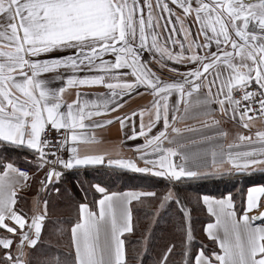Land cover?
Listing matches in <instances>:
<instances>
[{
  "label": "snow or ice",
  "instance_id": "obj_1",
  "mask_svg": "<svg viewBox=\"0 0 264 264\" xmlns=\"http://www.w3.org/2000/svg\"><path fill=\"white\" fill-rule=\"evenodd\" d=\"M187 17L194 18L196 38ZM153 62L186 68H170L175 76L165 80L150 67ZM46 73L56 75L45 78ZM53 81L61 83L51 87ZM82 87L107 91L82 99L89 95ZM141 87L153 96L151 109L113 119L123 127L139 114V132L132 120L129 138H144L135 146L143 166L107 152H82V144L100 142L88 129L113 122H93L92 117L116 111L125 95ZM69 89H76L75 99L66 103ZM256 117L264 120V0H0V149L30 150L37 171L47 168L42 186L60 179L57 166L105 165L117 173L150 174L177 191L184 181L264 171V130L251 132ZM189 118L196 120L194 126H178ZM229 121L248 134L230 133ZM53 131L55 142L47 135ZM62 151L69 153L66 159ZM32 178L16 162L0 160V264H127L122 237L133 231L132 202L155 197V192L109 193L95 184L103 194L98 211L78 205L69 261L37 247L47 201L43 211L34 204L31 216L16 207L18 189ZM262 197L264 186L249 187L238 217L231 192L220 198L203 195L202 203L215 217L205 231L220 251L208 256L201 249L194 264H264V211L249 214L261 206ZM173 200L188 222L183 255L189 264L191 209L171 187L160 197L159 209Z\"/></svg>",
  "mask_w": 264,
  "mask_h": 264
},
{
  "label": "trees",
  "instance_id": "obj_2",
  "mask_svg": "<svg viewBox=\"0 0 264 264\" xmlns=\"http://www.w3.org/2000/svg\"><path fill=\"white\" fill-rule=\"evenodd\" d=\"M0 160L14 161L17 165L30 166L31 157L22 151L0 149ZM34 170V169H33ZM211 179V180H210ZM264 185V180L262 181ZM245 180L226 178H207L196 181H184L177 187L172 186L162 178H151L143 175H129L128 173L112 170H89L82 173L63 174L55 185L58 193L52 201L53 207L63 208L64 217H46L45 230L42 235V250H50L62 259L71 261L74 248L71 243V227L79 220L78 205L87 203L92 208L101 195L95 190L94 185L100 184L109 193L125 190H139L142 192H155V197H141L140 201L133 202V231L124 236L127 264H162L166 250L174 246L167 255V264H184L186 257L183 255L185 229L187 221L184 219L179 206L175 201H168L163 209H159L160 197L171 187L181 201L191 209V229L193 240L189 248L187 259L189 264H194V257L203 249L210 256L217 251V245L208 240L205 235V226L213 221L212 216L202 203V196L222 197L229 191L235 201V207L241 214L245 207V194L253 183ZM69 184L71 187H63ZM246 185V186H245ZM62 189V191H61ZM69 209H71L69 211ZM159 209V211H157ZM68 210V211H66ZM150 239L149 243L145 238ZM32 249L28 251L31 252ZM2 255V253H0Z\"/></svg>",
  "mask_w": 264,
  "mask_h": 264
},
{
  "label": "crops",
  "instance_id": "obj_3",
  "mask_svg": "<svg viewBox=\"0 0 264 264\" xmlns=\"http://www.w3.org/2000/svg\"><path fill=\"white\" fill-rule=\"evenodd\" d=\"M141 2H143V0H141ZM170 7H173L177 13H180V10L175 8V5L170 4ZM145 12H146V10H145ZM185 23L187 26H189L191 28L193 38H196L195 34H196V30H197V25L194 22V18L193 17H187L185 19ZM160 38L162 41L165 39V37L163 35H161ZM198 39H200L202 41L203 37L202 36L198 37ZM148 56H149V54L147 52H145L144 53V59L147 60ZM106 58H109V57H106ZM150 67L153 69V71H156V73L162 79H165V80L172 79L175 76L174 73H171L169 71L170 68H179L181 71H184L186 68V66H184V65H179V64H175V63H171V62H168V67H166V68L159 67L155 62L151 63ZM61 71H63V70H61ZM124 71H127V70L125 69ZM43 75L45 78H51V77H54L56 75V73H46ZM129 79H131V77H129ZM60 83H61L60 81H53L50 86L51 87H58L60 85ZM80 91L82 93H88L89 94L86 96H82V99H93L95 97L91 94L97 93V92H106L107 90L105 88H102V87H92V88L82 87L80 89ZM75 94H76V89H69L68 91H66V93L64 95L65 102L70 103L73 99H75ZM172 99H173V101L176 99L175 95L172 97ZM152 101H153V96L150 94V92H148L146 89L141 87V88L137 89L136 91L132 92L130 95H125L122 98L123 106L118 108L116 111L107 113L106 115L92 117L93 122H103L104 120H109V119L113 120V122L111 124L102 125L101 127H98V128L88 129L87 132L89 134L94 133L96 139L100 142L96 143V144H89V145L82 144L81 145V151L82 152H96V153L107 152L113 158H117V157L134 158V159H137V162L140 163L141 166H143L142 162L139 161V159H138V153L135 150V146L143 144L144 138L143 137H136L134 139L129 138L132 136V132H133L132 120H134V122H135V130L137 132H139V126H140V122H141V118H140L139 114H137L135 117L131 118L130 120H125L123 127L121 126V123L119 120H116L113 118L114 117L128 116L132 112L138 113L140 109H146V110L151 109ZM213 107H215V105H213ZM198 119H203V118L201 117ZM148 120H149V116L146 114L144 116L145 124L148 123ZM185 123L188 124L189 126H194L196 124V120L189 118V119H186V120L180 122L178 124V126L183 127V125ZM162 126H163L162 121L160 123H157L156 127L152 129V133L153 134L156 133L158 130H160L162 128ZM225 126L229 129L230 133H232V134H234L236 132H243L244 134H248L247 130L243 129L242 126L234 125L231 121H229ZM257 130H264V123H262L261 121H258V120H254L251 132L254 134L255 131H257ZM232 138H233V136L230 135L229 140H231ZM253 138H255V137L253 136ZM9 149L25 152L29 156H30V154H32V152L28 149H16V148H12V147H10ZM35 164H36V162L31 157V165L34 167L33 168L34 170L32 169V175H31L33 178L27 182V186H25L21 189H18L16 207L18 209L23 210V212L28 213V215L31 216L33 214L34 204L39 205L40 211L44 210V207H45L44 202L40 203L39 198L41 197V194L42 195L44 194L46 196L48 194V196L50 195L51 197L50 198L47 197L49 199L45 198V201H47V214H46V217H47L49 214V211L51 209H54L52 201L55 198L53 196H55V194H56L53 191V189H51V186L55 187V185L60 181L63 174L61 175L59 180H53L51 183L47 184L46 186H42L40 181L43 180L47 170L44 169L41 171H37ZM17 166L30 168V166H28V164H27V166L26 165H17ZM89 170H111V169L107 168L105 165L82 166L79 168L67 170L68 172L65 173V175L72 174V173H82V172L89 171ZM120 171L128 173L129 175H143V176H147V177H151V178H158V177H153L150 174L135 173V172L128 171V170H120ZM256 172H258V171H252L248 174H249V176H251L252 174H254ZM209 178H211V177H209ZM261 178H264V175H261ZM226 179H231V178L226 177ZM263 180H259L256 184L251 185L250 187L264 186L263 182H262ZM127 191L142 192L139 190H125V191H121L118 193H124ZM99 194L101 195V197L99 199H101L103 194H101V193H99ZM99 199H98V201H99ZM246 199H247V191L245 194V207H244V209L246 208ZM98 201L96 203L95 208H92L88 204L89 207L93 211H98ZM133 202H136V201H133ZM204 206L207 210L206 205H204ZM260 211H264V197L261 198V206L258 209L252 210L249 214L250 215H258ZM208 214L211 216L210 213H208ZM78 215H79V209H78ZM237 215L239 217L240 215H242V213L239 214L237 212ZM79 218H80V215H79ZM212 218H213L212 222H214L215 217L212 216ZM212 222H210V223H212ZM259 222L260 221H257V223H259ZM205 228H206V226H205ZM127 234H129V233H125L123 235L122 239ZM0 235H3V230H0ZM205 235L208 238V240L214 242L217 245V248H218L217 251H220L218 243L211 240L208 237L206 231H205ZM14 245H15V241H14Z\"/></svg>",
  "mask_w": 264,
  "mask_h": 264
},
{
  "label": "rangeland",
  "instance_id": "obj_4",
  "mask_svg": "<svg viewBox=\"0 0 264 264\" xmlns=\"http://www.w3.org/2000/svg\"><path fill=\"white\" fill-rule=\"evenodd\" d=\"M134 159V158H133ZM261 175H264V172L263 171H258V172H256V173H254V174H252L251 176H249V174L247 173V174H244V175H241V176H239V177H227V178H231V179H236V180H245L246 181V183H243V184H246L247 185V181L248 182H251V183H253L252 185H254V184H256L259 180H263L264 178H261ZM215 178H221V177H215ZM223 178H226V177H223ZM211 180V179H210ZM245 185V186H246ZM63 187H69V189H70V185L69 184H64V186ZM250 187V186H249ZM248 187V188H249ZM55 187H52L51 186V189H53V191L54 192H56V193H58L59 194V196L60 197H63V193H61V192H58L57 191V189L55 188ZM61 191H62V189H61ZM230 192V191H229ZM228 192V193H229ZM47 197H51L50 195L48 196V194H47V196L46 195H42L41 194V197L39 198V202L40 203H43L44 201H45V198L46 199H49V198H47ZM54 197V196H53ZM216 198H220V197H216ZM71 209H69V211H70ZM66 211H68V210H66ZM64 215H65V210L63 209V208H59V207H56V208H54V209H51L50 211H49V214H48V217H52V218H61V217H64ZM44 224H46L45 223V221H44ZM44 230H45V225H44V227H43V229H42V234L41 235H43V232H44ZM124 239V238H123ZM145 242L146 243H149L150 242V239H149V237L148 238H145ZM29 249H31V248H28L27 249V251L29 250ZM31 251V250H30Z\"/></svg>",
  "mask_w": 264,
  "mask_h": 264
},
{
  "label": "built area",
  "instance_id": "obj_5",
  "mask_svg": "<svg viewBox=\"0 0 264 264\" xmlns=\"http://www.w3.org/2000/svg\"><path fill=\"white\" fill-rule=\"evenodd\" d=\"M255 120H258V121H261L262 123H264V120H260L259 117H256ZM47 135H48V138H49L50 140H52L53 142H55V140L58 139L57 133H55L54 131L48 133ZM60 155H61L63 158L66 159V158L68 157L69 154H68L67 151H62V152L60 153ZM30 156H31V157L34 159V161L36 162V160H35L33 154H30ZM49 159H51V157H49ZM20 168H21L23 171H27V172L30 174V176L32 175V170H31L30 168H28V167H20ZM45 169L47 170V168H45ZM57 170L61 171L62 174H65V173L68 172L67 169H63L62 167H59V166H57Z\"/></svg>",
  "mask_w": 264,
  "mask_h": 264
}]
</instances>
